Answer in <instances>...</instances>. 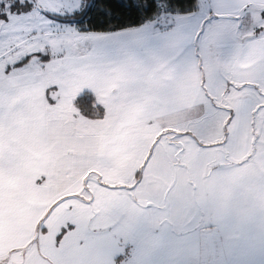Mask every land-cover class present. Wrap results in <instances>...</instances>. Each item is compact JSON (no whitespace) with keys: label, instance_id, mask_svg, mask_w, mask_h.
Masks as SVG:
<instances>
[{"label":"snow or ice","instance_id":"snow-or-ice-1","mask_svg":"<svg viewBox=\"0 0 264 264\" xmlns=\"http://www.w3.org/2000/svg\"><path fill=\"white\" fill-rule=\"evenodd\" d=\"M230 222L264 251V0H0V264Z\"/></svg>","mask_w":264,"mask_h":264},{"label":"crops","instance_id":"crops-1","mask_svg":"<svg viewBox=\"0 0 264 264\" xmlns=\"http://www.w3.org/2000/svg\"><path fill=\"white\" fill-rule=\"evenodd\" d=\"M196 227L194 225L179 239L172 234V230H169L158 242V246H155L151 236L160 235V230L153 229L148 224H141L138 235L149 249V253L140 259L146 260L147 264H168V261L174 259L184 260L188 264L189 258L198 254L200 249L204 254L214 253L217 264H264L262 241L251 227L230 222L229 227L226 230L222 229L218 234H210L204 229L197 231ZM208 234L215 239L213 251L210 250V243L207 240Z\"/></svg>","mask_w":264,"mask_h":264},{"label":"rangeland","instance_id":"rangeland-1","mask_svg":"<svg viewBox=\"0 0 264 264\" xmlns=\"http://www.w3.org/2000/svg\"><path fill=\"white\" fill-rule=\"evenodd\" d=\"M202 234H203V232H202ZM207 240L210 243V250L213 251L214 247H215V239H214V237L212 235L208 234ZM198 254H195L191 258H189L188 264H205L204 261H205L206 257H205L204 252L203 251L200 252V249H199ZM215 263H216V261H215ZM208 264H210L209 257H208Z\"/></svg>","mask_w":264,"mask_h":264},{"label":"trees","instance_id":"trees-1","mask_svg":"<svg viewBox=\"0 0 264 264\" xmlns=\"http://www.w3.org/2000/svg\"><path fill=\"white\" fill-rule=\"evenodd\" d=\"M198 255H199V254H198ZM205 257H206V258H205V261H204L205 264H208V257H209V262H210V264H214L215 261H216L215 264L218 263L217 260H216V255H215L214 253L205 254Z\"/></svg>","mask_w":264,"mask_h":264}]
</instances>
